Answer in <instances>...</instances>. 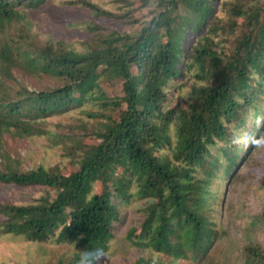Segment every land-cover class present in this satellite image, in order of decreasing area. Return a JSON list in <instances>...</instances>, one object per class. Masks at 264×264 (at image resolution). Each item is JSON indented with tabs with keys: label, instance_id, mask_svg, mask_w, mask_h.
Segmentation results:
<instances>
[{
	"label": "trees",
	"instance_id": "trees-1",
	"mask_svg": "<svg viewBox=\"0 0 264 264\" xmlns=\"http://www.w3.org/2000/svg\"><path fill=\"white\" fill-rule=\"evenodd\" d=\"M50 1L0 0V141L87 102L105 112L90 113L96 125L66 153L75 171L0 164V183L46 190L27 204L0 205V236L69 242L77 260L100 264L121 210L139 198L148 200L144 221L129 240L165 262L138 264H214L220 232L211 187L237 180L264 138V2L135 0L142 20L109 33L91 29L81 52L59 40L40 45L27 26L7 33V24ZM16 70L60 85L30 91ZM187 84L189 98L180 94ZM244 257L264 264L256 245L245 246Z\"/></svg>",
	"mask_w": 264,
	"mask_h": 264
},
{
	"label": "rangeland",
	"instance_id": "rangeland-1",
	"mask_svg": "<svg viewBox=\"0 0 264 264\" xmlns=\"http://www.w3.org/2000/svg\"><path fill=\"white\" fill-rule=\"evenodd\" d=\"M84 1L91 2L96 9L82 6L81 0H52L43 9L28 11L18 21L7 24V33L18 34L27 26L31 28V35L37 36L36 43L40 45L49 39L59 40L69 48L81 52L84 50V41L93 35L91 29L99 27L98 30L102 33H109L112 26L119 29L126 26L131 28L129 20H142L146 15V11L144 14L134 12L131 4L135 0ZM14 76L19 85L30 91L60 85L54 79L29 74L24 70H16ZM119 85L121 86L120 83ZM119 85L112 87L113 92H120ZM8 87L12 90L16 88L15 84H8ZM189 91L190 86L187 84L184 93L180 94L189 98ZM100 109V104L87 102L62 117L50 118L45 124H36L34 132L30 129L15 134L4 133L0 141V164L22 172L39 166L47 169L67 167L70 171H75L77 167L71 166L66 153L77 146L80 137L83 138L96 125V120L89 116L92 111ZM99 112L105 111L102 109ZM65 138L68 139L65 142H56ZM237 174V180L230 185L223 183L221 189H218L215 183L211 187L218 198L217 204H211L214 206L213 219L216 225L218 223L220 232L219 241L212 250L214 264H244V249L247 245H256L264 250V138L261 140L260 136L248 162L241 165ZM45 191L42 187H16L0 183V205L27 204L40 198ZM101 191V184L98 183L95 192ZM147 201L136 198L121 210L119 219L113 225L109 250L100 264H138L140 260L155 258L165 260L148 249L136 247L129 240L130 230L139 228L144 221L143 210ZM2 222L3 217L0 215V224ZM76 252V248L69 242L57 243L52 240L48 243H33L11 234L0 236V264H89L83 259L77 260Z\"/></svg>",
	"mask_w": 264,
	"mask_h": 264
}]
</instances>
